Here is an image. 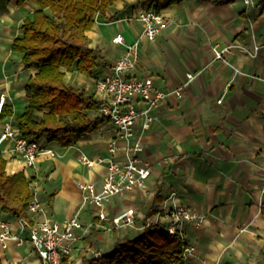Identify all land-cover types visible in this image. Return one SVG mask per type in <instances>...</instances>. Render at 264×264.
I'll list each match as a JSON object with an SVG mask.
<instances>
[{"label":"crops","instance_id":"obj_1","mask_svg":"<svg viewBox=\"0 0 264 264\" xmlns=\"http://www.w3.org/2000/svg\"><path fill=\"white\" fill-rule=\"evenodd\" d=\"M144 0L117 1L106 16L97 15L87 33L90 47L101 53L92 76L64 70V83L94 95V81L104 75L123 54L114 43L121 34L127 43L140 41V61L135 75L152 77L157 88L183 95L168 96L156 111L152 127L141 132V159L150 169L149 193L135 189L109 200L105 212L113 218L128 208L148 215L171 194L175 203L204 216L200 225L186 226L187 243L195 248L184 264H255L264 260V9L246 6L244 0L219 5L212 1L185 0L161 11L164 27L156 40H148L137 18ZM39 9L37 0H0V97L13 109L12 117L0 119V132L7 122L16 127L28 102L27 80L38 70L25 69L23 54L12 45L23 35L25 20ZM255 45L260 48L255 54ZM233 46L222 59L215 51ZM245 50H248L246 52ZM193 75L188 79V75ZM94 75V76H93ZM222 99V103L218 101ZM140 128V126H139ZM115 128L107 121L95 132L62 148L43 140L59 156L40 155L36 169L9 159L6 172H23L33 178L34 199L42 203L56 221L80 212L84 228L73 244L68 264H87L101 251L113 250L119 238L139 235L132 227L106 229L98 224L95 207H82L79 183L102 188L111 156L110 139ZM123 143H121V148ZM82 155L96 161L89 168ZM123 150L117 158L123 159ZM159 195L162 202L156 203ZM156 213V212H155ZM154 213V214H155ZM33 220L41 215L30 214ZM10 221L13 235L21 231L19 221L0 210ZM149 216V215H148ZM96 225L89 227L90 223ZM142 220L138 218L137 225ZM105 226L111 227L109 222ZM89 227V228H88ZM0 242V264H41L29 241Z\"/></svg>","mask_w":264,"mask_h":264},{"label":"trees","instance_id":"obj_2","mask_svg":"<svg viewBox=\"0 0 264 264\" xmlns=\"http://www.w3.org/2000/svg\"><path fill=\"white\" fill-rule=\"evenodd\" d=\"M124 0H37L39 9L25 20L24 33L12 50L23 54L25 69L37 73L27 80L28 107L16 120L20 134L29 142L47 140L62 148L99 129L108 120L99 115L100 103L86 89L64 83L65 72L92 76L101 53L90 47L87 33L96 16H106L115 2ZM185 0H144L147 11L161 12ZM223 5L233 0H205ZM94 76V75H93ZM5 105L0 119L12 117ZM0 152V210L15 219L29 218L34 198L33 178L23 172L10 176ZM162 202L157 195L156 203ZM157 208L148 214L153 215ZM187 243L179 234L170 235L164 224L149 225L136 237L117 239L113 250L87 261V264H184ZM68 256H64L63 264Z\"/></svg>","mask_w":264,"mask_h":264},{"label":"built area","instance_id":"obj_3","mask_svg":"<svg viewBox=\"0 0 264 264\" xmlns=\"http://www.w3.org/2000/svg\"><path fill=\"white\" fill-rule=\"evenodd\" d=\"M244 3L246 6L264 5V1L260 0H244ZM140 20L144 25V36L150 41L156 40L164 22L161 12L156 9L145 11L140 15ZM113 41L124 48L123 54L109 71L94 81V96L100 103L98 113L115 128V134L109 143L111 156L99 160L107 164V173L100 190L91 183L78 184L83 192L82 207L93 204L98 224L106 229L132 227L144 230L149 225L164 224L170 235L179 234L187 243L186 226L189 223L200 225L204 216L186 205L175 203L173 198L175 194L165 199L151 216L137 213L134 208H128L113 218H109L105 212L107 203L114 197L123 196L135 189L150 192L147 179L151 169L140 156L144 146L141 134L138 133L139 129L145 132L152 127L156 120V111L170 94L176 93L179 97L183 95V88L173 92L164 91L155 86L152 77L139 78L135 75L140 61V41L127 43L121 34ZM232 47L229 46L224 51H215L216 58L222 59ZM254 48L256 54L260 47L255 45ZM192 78L193 75L189 74L188 79ZM218 103H222V99ZM5 105L6 97L3 95L0 97V114ZM121 143L124 145L123 148ZM121 149L123 159L117 158V153ZM0 152L8 155L10 160L30 169H36L40 155L59 156L57 150L44 146L42 141L29 142L11 121L5 123L0 132ZM80 161L89 168L96 164L95 160L85 155L81 156ZM28 213L41 216L35 220L31 217L19 219L21 231L17 235H13L10 221L0 216V242L5 244L9 240H15L20 245L24 241L25 233H28L29 241L39 255L41 264H63L64 256L71 254L73 244L81 238L76 233L77 229L84 228L80 212L59 222L48 216L42 203L33 198L29 203ZM138 218L143 221L141 225H137ZM104 222H109L111 227L105 226ZM96 224L93 222L88 226ZM194 251L195 248L187 243L183 250L184 260H187ZM101 255L102 252L98 251L94 257Z\"/></svg>","mask_w":264,"mask_h":264},{"label":"rangeland","instance_id":"obj_4","mask_svg":"<svg viewBox=\"0 0 264 264\" xmlns=\"http://www.w3.org/2000/svg\"><path fill=\"white\" fill-rule=\"evenodd\" d=\"M260 1L263 2L264 0H260ZM250 6L253 7V8L255 7V8H259V9H264V5H262V4H253V5H250ZM144 8H146V5H144ZM137 19L140 20V15H139V17ZM164 22L162 24V29L164 27ZM251 264H255V262H252ZM258 264H260V263H258ZM261 264H264V260H263V263H261Z\"/></svg>","mask_w":264,"mask_h":264}]
</instances>
